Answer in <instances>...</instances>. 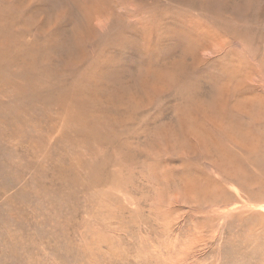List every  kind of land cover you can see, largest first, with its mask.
I'll list each match as a JSON object with an SVG mask.
<instances>
[{
  "label": "rangeland",
  "instance_id": "374dc122",
  "mask_svg": "<svg viewBox=\"0 0 264 264\" xmlns=\"http://www.w3.org/2000/svg\"><path fill=\"white\" fill-rule=\"evenodd\" d=\"M66 1L16 0L20 12V6H27L28 29L42 30L48 18L47 25L54 23L50 31H39L42 36L27 35L21 47L30 45V40L36 53L48 46L54 63L53 58L36 62L38 67L49 64L48 70L66 58L64 47L73 44L74 57L79 53L92 59L83 71L46 72L45 85L79 81L89 92V103H68V108L75 113L80 106L91 110L98 128L90 137L77 134L75 125L65 121L64 105L16 101L15 82L0 80V264H264V199L250 200L239 185L214 170L221 169L220 149L228 140L219 137V144L204 133L199 116L194 127L188 112L193 97L201 107L218 102L228 92L230 100L221 101L227 109L240 102L244 112L241 100L248 103L250 92L264 103V0L245 6V0H235L242 7L236 9L234 25H228L234 36L227 29L217 36H222L224 45H214L215 53L208 58L215 64L211 71L191 67L187 57L203 27L208 30L204 37L212 40L217 35L214 30L220 24H212L216 0H191L193 15L181 6L164 5L163 0H127L131 4L125 6L131 17L127 22L134 30L126 35L112 30L118 18L115 7L110 22L104 23L108 28L92 30L89 39L87 29H78L73 19L82 18L79 8L70 5L74 11L65 15L71 10ZM184 13H189L190 21L183 19ZM173 14L178 18L170 22ZM232 17L225 13L224 21H233ZM144 31L151 32L144 35ZM144 40L149 42L143 44ZM146 58L170 72L147 77L135 91L136 82L149 73L143 69ZM219 60L223 62L217 65ZM79 72L84 76L68 75ZM102 77L109 80L98 87ZM230 78L237 79L239 86L233 88L235 81L230 85ZM117 90L126 104L112 109L107 96ZM240 117L246 125V118ZM249 172L254 174L255 169ZM254 192L249 186V193Z\"/></svg>",
  "mask_w": 264,
  "mask_h": 264
},
{
  "label": "bare ground",
  "instance_id": "6f19581e",
  "mask_svg": "<svg viewBox=\"0 0 264 264\" xmlns=\"http://www.w3.org/2000/svg\"><path fill=\"white\" fill-rule=\"evenodd\" d=\"M43 1H49V0H43ZM119 1L122 3L123 0H113L114 3H112V0H67L65 5H66V7L69 6L71 8V10L67 7L68 9L66 10L65 15L68 12L70 13V11L71 12L74 11V10H72V6H70V5L77 6L79 8L78 11H80V14H81L82 18L81 17L80 18H75L73 16V19L79 25L77 27L78 29H80L81 31H85L87 29L86 34L88 35L87 37L89 39V36L90 37L93 36L92 30L95 31V30L99 29L102 32V30L105 31L106 28H108L106 26V24H104V23H106L108 21V19H110L109 17L112 14H114L113 12L116 11L115 10V7H116V9H117V13L116 14H117L118 18L115 21V23L112 24V27H113L112 30L116 34H121L122 35V33L125 34V32H127L130 29L134 30V28H133V26L131 28L130 27L131 25H128L129 23L127 21L129 19H131V17L129 16V13L126 10V7H125V6H129L131 4L128 3L127 0H125L123 4L119 3ZM216 1L218 2V8L216 10L217 12L214 13L215 14L214 15L215 20L212 21L213 22L212 24H215V23L218 24L219 23L220 26L216 25L214 33L217 34V35L214 36L215 38L210 40L209 38L204 37L205 33L208 30L207 29L205 30V27H203L204 31L201 30L200 33H198L199 34L198 38L196 40H194L195 42H193V45H192L191 50H190V56L187 57V54L184 51V49H186V47L184 48L183 46H181V48L183 47L184 49L180 48L182 50V54H184L189 59V61L191 62L190 66L195 68V69H198V68L204 69L205 68L206 71H207V69H209L210 67L215 66V64H213V62L211 63L210 60L208 61V58H210V56L215 53L213 47H214V45L217 42L220 43L219 46H223L224 45L223 42L220 41V38L222 36L220 38H217V36H219L221 34L223 35L225 33L224 30L227 29V31H228L227 33L230 34L232 37L234 36L233 29L231 27H229L228 25L229 24L234 25V21L236 20L235 19V17H236V9H238V8L241 9L240 7H242V6H240V5L238 6L237 5L239 3V1H238V3L235 4V0L231 1L232 3L229 2V4L226 3V1H230V0H216ZM241 1H243V0H241ZM252 1H257V0H245L243 5L245 4V2H246V4H252ZM163 2H164V5H170L171 7L181 6L184 9L186 8L187 12H191L192 13V11L190 9L191 5L189 4L191 2V0H163ZM140 4H139V6H140ZM203 4H206V3H203ZM239 4H241V3H239ZM18 5H19V3H17L16 0H0V80L2 79V82H6V81H14L15 82V84L17 86L14 89V96H15L16 101L19 100V101L24 102V103H30V102H35V101H41V102H45V103H56V102L61 103L62 105L65 106V110L64 111H66L67 117L69 119V120L68 119L67 120L63 119V120H65L66 122L67 121L72 122L75 125V129L77 131V134L78 133L79 134L85 133V134H87L88 137H90L91 135H89V133L95 132L96 129L98 128V122L96 121V118H95L94 114H92L91 110L85 109L82 106H80L79 107L80 111L78 110L75 113V112H72L68 108V103H79V104H81V103H89L88 102L89 92L86 89L80 87L79 81H77L73 85L64 84V82H62V81H58L56 84H53L51 82L52 83L51 85L48 83L49 85L46 86L45 85V81H46L45 78L48 76V74L46 72H49L50 70L51 71L52 70H58V71L61 70L64 73L67 72V71H74V70L83 71V67L89 61L91 62L92 59L91 60H87V57H85V56H87V54H79L78 52H77L78 55L74 57L73 56V52H75V51L71 52L73 50L72 49V46L74 45L73 44L71 47H64L65 50H66V56H65L66 58H62V59L60 58L61 60H60L59 63H58V61L56 59L58 64L56 65L55 68H53V69L50 68L48 70L46 66H48L49 64L42 65L41 67H38L36 65V62H37L38 58L44 59L45 61H49L51 58H53L52 64L54 63L55 58L51 57V55L49 54V51H50L49 47L48 46L40 47L41 51L36 53V47H35L36 45H35L34 42H32V40H30L31 43H28L30 45H26L24 48H23V46L21 47V44H22L23 41H26L24 39L26 38L27 35L31 36L33 34L34 36H42L39 31H42V30H45V29L50 31V28H51V26L54 25V23L47 25L49 23V18H48V20L45 23V26L42 27V30L40 28H39L40 30L28 29L27 28L28 24L25 21V18H26V7L27 6L26 7L20 6V9L22 11V12H20L19 11V7H17ZM198 5H199V3H198ZM214 5L216 6V4H214ZM155 6L160 8V6H158V5H155ZM105 7L107 8V10L104 9ZM144 8H146V7L144 6ZM214 8H212V9H214ZM140 9H141V7H140ZM132 10L134 11V9H132ZM214 11H215V9H214ZM136 12L137 11L135 9L134 13H136ZM228 12H229V16H233L232 17L233 21L225 22L224 21V15H225V13H228ZM21 13H23V15ZM192 15H193V13H192ZM69 16H70V14H69ZM131 16H133V15H131ZM170 16H171L170 17V22H174L178 18L177 14H173V15H170ZM85 17H87V19ZM182 17L186 21H190V18H191L189 16V13H184ZM101 19H103V20L101 21ZM208 19H210V18H208ZM220 19L223 20V22ZM138 20H136L134 23H138ZM161 20H163V19H161ZM93 21H94V23H93ZM109 22L110 21H108L107 23H109ZM163 22H164V20H163ZM180 22H182V21H180ZM146 23L147 22H145V20H144V25L148 28ZM188 23H190V22H188ZM205 24H206V22H205ZM35 25L37 26V24H35ZM223 25H224V27H223ZM171 26H173V25L170 24V27ZM38 27H39V25H38ZM212 27H213V25H212ZM74 28H76V27H74ZM137 28H139V27H137ZM199 28H200V26H199ZM208 28H210V27H208ZM172 30H173V28H172ZM32 31H34V33H32ZM174 31H176V29ZM177 31H179V30H177ZM195 31H196V29H195ZM195 31H193V32H195ZM150 32L146 31L144 33V35H148V33H150ZM170 32L171 31H169V33ZM179 34L180 33H178V35ZM183 34H184V32H183ZM55 35H56V33H55ZM166 35H170V34H166ZM210 35H214L213 32H210ZM30 36H29V38H30ZM137 36H139V35H137ZM161 36H160V38H161ZM189 36L190 35H188V37ZM163 37H164V35H163ZM160 38H159V40H160ZM137 40H138V38H137ZM148 40H144L143 44L144 43H148L149 42ZM83 41H85V40H83ZM68 42H70L69 39H68L67 43ZM137 42H139V41H137ZM187 42H189V41H187ZM180 44L178 45V47L180 46ZM118 45H120V44H118ZM140 45H141V40H140ZM134 47H133V49H135ZM173 48H175V47H173ZM77 51H79V50H77ZM232 52L234 53V50ZM96 53H98V52H96ZM147 53L149 54L148 56H150V53L149 52H147ZM24 57H27V59L24 58ZM144 57H147V56H144ZM146 59L148 61H146L147 64H146V66L143 69H144L145 74L148 71H149V73L147 74V76L143 75V77L139 80V82H136V84H135L136 86H135V89H134L135 91L138 89V87L142 86V84L146 81L147 77L150 78L155 73L159 74L160 76L163 75V74L168 75L169 72H170V71L169 72L168 71H163V68L161 70V66L159 67L157 65H151V62H150L151 59H149V58H146ZM181 62H183V59H181ZM221 62H223V61H220V60L217 61V65L220 64ZM184 63L185 62H183V64ZM229 63L233 64L234 66L236 65V63L233 62L232 60H230ZM154 64H155V62H154ZM208 64H210V65H208ZM191 67H190V69H193ZM220 67L221 66H218V68H220ZM224 67L225 66L223 65L222 68H221V71H220L221 73H223L222 70L224 69ZM91 69L93 70V67ZM165 70H167V69H165ZM40 71H42V74H40ZM235 71L237 72V69H235ZM5 72H7V73H5ZM221 73H219V74L221 75ZM233 73H235V72H233ZM46 74H47V76H46ZM157 74L155 76H157ZM212 74H214V73H212ZM68 75H77L78 77L84 76V75H82V72H79L77 74H68ZM227 75H229V74L227 73ZM139 77H140V75H139ZM224 77H225V75H224ZM47 79H49V78H47ZM160 79L161 78H156L155 80L161 82L162 80H160ZM107 80H109V78H103L102 77V79L100 81H98L97 86L98 87L99 86H103L102 83H104V82L107 83ZM233 81H235L234 86H233V83H234ZM228 82L229 83L232 82V84H230V85H232L233 88H235L239 84L238 80L237 79H233V78H230L228 80ZM169 83H170V81H169ZM164 85H165V83H164ZM224 85H225V83H224ZM161 86H163V85H161ZM5 87H7V86H5ZM74 87L76 89L73 91ZM248 87H250V86H248ZM248 87H247V89H248ZM169 88H170V86H169ZM117 91L120 93V95H117ZM117 91H115V92L110 91L108 96H107V102H108V104L110 106L112 105L111 106L112 109L113 108L117 109L115 107L119 108V107H121L120 105L126 104V103H124V99L122 98L123 95L121 96V91H119V90H117ZM221 93H223V92H220V95H221ZM228 93L229 94H225V95L230 100V97H231L230 96V92H228ZM250 93L252 95L250 96L249 99L247 98L248 100L246 99L248 101V103H245V102H243V100H241V102H242V104L244 106V109H245V111L243 109L244 112H242L241 108L239 107L240 102L239 103H235V107L233 106L232 109H227L226 103H221V101H223L224 98H226L225 96L220 97V99L216 103H210V101L208 103L205 102L206 104H204V103L201 104V107L200 106L197 107V105H199V104L196 103L197 101L193 97V101H191L190 106H189V111H188L189 115H191V116L190 117L188 116V117H189V119L191 118V124H193L194 127H195V120L198 119L197 116L201 117L202 119L199 122L200 124L198 123L199 124L198 126L205 127L204 133H207L211 137L214 136L216 141L219 142V144L221 142L220 140H218L219 137L222 138V139L223 138L227 139L228 143L232 142L231 143L232 147L228 143H227V145L223 144V146H221L222 148L220 150L222 151V154H220L221 156L219 157V162L217 163L218 167L221 168V169H214L213 167H211V168L214 169L215 171L219 170L220 172H222L223 178L225 180L226 179L230 180L233 183V185H234V183L239 185L240 188H242L247 193L248 198L250 200L258 201V200H262V198L264 199V138H262V136H264V121H262V118H264V111H263L264 103H262L261 98H259L258 96H255V92H250ZM233 94H234V90H233ZM97 96H98V98H100V93H98ZM241 98H243V97H241ZM93 99H95V98H93ZM243 99H245V98H243ZM132 101H134V97H133ZM91 104L95 105V103H91ZM128 104H129V106L132 105V103H128ZM133 106H134V104H133ZM241 115H243L246 118V120H247L246 125L243 123V121H242V119L240 117ZM185 118H186V120L188 119L187 117H185ZM243 120H245V119H243ZM179 123L180 122H178V124ZM176 125L177 124H175V126ZM202 127H200V128H202ZM165 128H167V127H165ZM171 128L173 129L174 127H171ZM196 128H197V126H196ZM169 130H171V129H169ZM217 132H220L222 134V136H220ZM195 134H196V132H195ZM258 137H260V139H258ZM157 138H158V136H157ZM210 140H212V139H210ZM197 145H199V144H197ZM203 145H204V142H203ZM207 148H208V146H207ZM209 148H210V146H209ZM212 152H211V154L214 153V152L213 153ZM186 163H188V162H186ZM104 164H106V163H104ZM190 165H191V163H190ZM192 165H193V167H195L194 164H192ZM252 168L255 169V173L254 174H251L249 172V170L252 169ZM212 169H208L207 172H209V171L212 172ZM192 170H195V169H192ZM192 170H191V172H192ZM205 180H206V185H208V186L212 182L210 178L209 179H205ZM249 186L254 188L256 192H254L252 194L249 193ZM184 188H186V186ZM194 188H196V187H194ZM181 191H182V188H181ZM199 194L204 196V197L208 196V195H205L204 192H200ZM216 213H217V211H216Z\"/></svg>",
  "mask_w": 264,
  "mask_h": 264
},
{
  "label": "built area",
  "instance_id": "2783aa9c",
  "mask_svg": "<svg viewBox=\"0 0 264 264\" xmlns=\"http://www.w3.org/2000/svg\"><path fill=\"white\" fill-rule=\"evenodd\" d=\"M263 30H264V24H263Z\"/></svg>",
  "mask_w": 264,
  "mask_h": 264
}]
</instances>
